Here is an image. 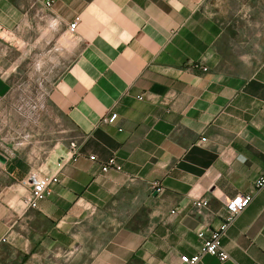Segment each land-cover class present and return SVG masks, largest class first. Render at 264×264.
<instances>
[{"label":"crops","instance_id":"obj_1","mask_svg":"<svg viewBox=\"0 0 264 264\" xmlns=\"http://www.w3.org/2000/svg\"><path fill=\"white\" fill-rule=\"evenodd\" d=\"M45 1L0 0V100L24 57L49 117L35 159L0 165V264H178L250 191L223 238L229 259L197 264H264V42L231 65L219 0ZM110 157L121 169L102 172ZM32 174L58 179L36 208L23 203Z\"/></svg>","mask_w":264,"mask_h":264},{"label":"rangeland","instance_id":"obj_2","mask_svg":"<svg viewBox=\"0 0 264 264\" xmlns=\"http://www.w3.org/2000/svg\"><path fill=\"white\" fill-rule=\"evenodd\" d=\"M219 7L217 17L227 34L225 48L230 64L236 67L247 60L245 52L263 45L264 0H219ZM23 61L21 75L15 82L19 88L0 100V153L6 159L0 161L2 167L15 152H27V158L35 159L47 135L43 129L49 118L42 94L45 87L31 61L24 57ZM3 172L2 169L0 186L9 181Z\"/></svg>","mask_w":264,"mask_h":264},{"label":"built area","instance_id":"obj_3","mask_svg":"<svg viewBox=\"0 0 264 264\" xmlns=\"http://www.w3.org/2000/svg\"><path fill=\"white\" fill-rule=\"evenodd\" d=\"M52 1H45V6L50 8ZM78 18H75L74 22L68 26V30L73 32L75 30ZM207 68L203 67L202 70L205 71ZM139 98H141L139 96ZM117 118V113L112 112L108 116L101 118V123L109 124L113 123ZM205 141V138L201 139ZM72 155L78 153L77 147L74 143L71 144ZM90 160H95V156H89ZM110 169L120 170L121 166L116 161L115 157H110L106 161L101 163L102 172H107ZM27 183L30 185L28 193L23 197V203L30 207L36 208L39 201L45 199L50 194V187L53 183L58 181L57 177L54 176H41L37 177L35 175H30L26 179ZM153 189L158 190V184L156 182L151 184ZM264 186V169L260 177L254 183V189H259ZM254 197V191L247 192L245 194L236 195L228 199L223 204V210L220 214L219 223L213 228H201L197 230V237L200 239L199 250L193 255L180 254L178 264H197L204 255H211L220 262L229 259V254L223 246V238L226 235L230 226L234 223L236 218L241 214L250 204ZM194 206L196 213L200 216L210 212L209 200L205 197L195 198ZM172 210L171 213H175Z\"/></svg>","mask_w":264,"mask_h":264},{"label":"water","instance_id":"obj_4","mask_svg":"<svg viewBox=\"0 0 264 264\" xmlns=\"http://www.w3.org/2000/svg\"><path fill=\"white\" fill-rule=\"evenodd\" d=\"M0 161L1 162H5L6 161L5 157L1 153H0Z\"/></svg>","mask_w":264,"mask_h":264}]
</instances>
